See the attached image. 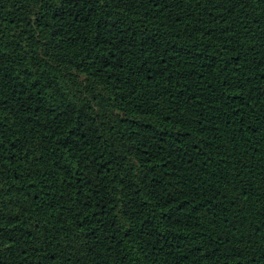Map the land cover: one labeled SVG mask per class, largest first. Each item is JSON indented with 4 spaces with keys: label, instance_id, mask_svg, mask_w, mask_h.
Listing matches in <instances>:
<instances>
[{
    "label": "trees",
    "instance_id": "trees-1",
    "mask_svg": "<svg viewBox=\"0 0 264 264\" xmlns=\"http://www.w3.org/2000/svg\"><path fill=\"white\" fill-rule=\"evenodd\" d=\"M264 0H0V264H264Z\"/></svg>",
    "mask_w": 264,
    "mask_h": 264
},
{
    "label": "snow or ice",
    "instance_id": "snow-or-ice-1",
    "mask_svg": "<svg viewBox=\"0 0 264 264\" xmlns=\"http://www.w3.org/2000/svg\"><path fill=\"white\" fill-rule=\"evenodd\" d=\"M260 259L264 261V254L261 255Z\"/></svg>",
    "mask_w": 264,
    "mask_h": 264
}]
</instances>
